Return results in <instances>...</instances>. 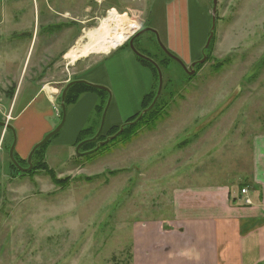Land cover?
I'll list each match as a JSON object with an SVG mask.
<instances>
[{
    "label": "rangeland",
    "instance_id": "obj_1",
    "mask_svg": "<svg viewBox=\"0 0 264 264\" xmlns=\"http://www.w3.org/2000/svg\"><path fill=\"white\" fill-rule=\"evenodd\" d=\"M151 1L0 0L11 23L8 34L22 30L27 38L0 41V122L11 127H0V264H133V230L142 241L149 231L148 238L153 235L155 242L165 235V227L160 232L147 229L152 223L160 227L170 214L171 191L181 186L179 164L196 167L205 177L216 174L218 179L212 177L216 182H231L237 175L234 170L245 168L252 134L264 133V0H217L208 48H202L196 61L183 62L188 72L193 71L191 76L162 53V38L154 29L158 40L150 33L135 39L137 51L157 64L162 89L155 107L137 123L133 121L131 132L108 140L87 156L76 155L75 147L64 145L62 135L53 136L41 161L46 170L27 174L15 167L19 174L11 167L12 143L15 163L22 169L28 167L27 156L37 144L21 157L16 147L17 136L21 142L23 134L13 121L40 83L66 79L50 101L51 109L61 116L62 91L78 81L72 74L79 70L72 66L101 60L126 48L140 30L151 29L155 17L145 12ZM203 5L210 34L212 0H204ZM115 8L126 9L117 13L134 28L127 41L72 64L65 55L59 59L58 52L88 43L84 33L97 28ZM65 13L72 19L63 23L68 26L67 37L66 28L51 31L47 27V23H61ZM5 47H17V52L9 51L14 61H3ZM203 57V63L191 68ZM155 76L146 105L158 90ZM10 87H15L12 98ZM149 89L150 83L146 92ZM117 94L128 112L136 108L137 95L126 103L122 88ZM142 108L136 114L148 107ZM88 125L89 119L84 126ZM201 180L206 182L199 179L198 183ZM144 248L137 264L147 259L153 264L164 261V247Z\"/></svg>",
    "mask_w": 264,
    "mask_h": 264
},
{
    "label": "crops",
    "instance_id": "obj_2",
    "mask_svg": "<svg viewBox=\"0 0 264 264\" xmlns=\"http://www.w3.org/2000/svg\"><path fill=\"white\" fill-rule=\"evenodd\" d=\"M203 4L204 0H152L150 6L145 9V12L154 15L155 24L151 29L161 36L164 47L184 63L196 61L204 47L208 34V19L207 11L204 10L207 8H204ZM6 10L0 5V41L26 40V33L22 30L8 34L12 28L11 23L6 20ZM124 10L126 9H110L116 13L125 12ZM69 17L71 16L65 13L61 23H47V27L51 31L66 28L67 37L68 26L64 25V20ZM70 33L74 39L72 28ZM73 42L74 40L71 46ZM68 49L58 52L59 59L65 55L64 59L72 64L76 61L71 60L73 48L67 52ZM9 51L17 52L18 49L5 47L1 52L4 62L14 61V56ZM72 68L79 71L72 74L77 78H71L92 85H102L110 93L103 133L134 116L143 97L149 92L145 90L149 83L151 87L150 71L141 66L133 53L124 47L98 61H80ZM65 80L57 78L54 82L42 81L14 118L13 123L17 131L23 134L21 142L17 136L16 147L21 157H25L28 148L40 142L60 123L61 118L51 109L50 101L60 86L66 84ZM118 88H122L121 95H124L126 103H130L134 95L138 96L136 108L130 112L128 108H123L117 97ZM46 89H49V92H46ZM100 97L97 93H83L66 109L63 127L56 134V137L63 136L64 145L73 147L82 130L96 127ZM88 119L89 125L85 127ZM249 149V161H246L247 164L242 170H234L237 175L231 182H216L212 180L213 176L199 175L196 167H182L179 164L178 169L181 167V172L177 174V179L181 186L171 191L170 214L165 217V221L159 223L160 227L152 223L147 229L152 232L158 229L160 232L165 227V235L157 237L155 242L153 235L148 238L149 231L142 241L138 231L133 230V264L140 260V250L145 245V251L164 247V261L159 264H264V133L252 134ZM218 178L216 174L213 177ZM199 179H205L206 182L201 180L198 183ZM244 182L247 183L243 188L246 193L241 195L240 185ZM246 200H249L250 204H246ZM141 261L143 264H153L150 259Z\"/></svg>",
    "mask_w": 264,
    "mask_h": 264
},
{
    "label": "trees",
    "instance_id": "obj_3",
    "mask_svg": "<svg viewBox=\"0 0 264 264\" xmlns=\"http://www.w3.org/2000/svg\"><path fill=\"white\" fill-rule=\"evenodd\" d=\"M146 34V33H145ZM150 34H152V33H150ZM144 35V34H143ZM143 35H141V36H139V37H142ZM209 35V34H208ZM152 36H154L153 34H152ZM139 37H137L136 39H139ZM129 43V42H128ZM133 46H134V48H135V50L137 51V47H135V40H134V42H133ZM126 48H128L129 49V47H128V44L126 45ZM130 50V49H129ZM142 50V52L144 51V49H141ZM138 52V51H137ZM163 53V52H162ZM141 54V53H140ZM164 54V53H163ZM141 55H143V54H141ZM143 56H145V55H143ZM134 57H135V60L141 65V66H143V67H145V68H147L149 71H150V73H151V79H152V84H153V74H154V76H155V73H154V71H156V76H155V79L157 78L158 79V74H157V70H156V68L155 67H153V65L152 64H150V63H148V62H146V61H144V60H141V59H139V58H137L135 55H134ZM145 57H147V56H145ZM148 58V57H147ZM150 59V58H149ZM151 60V59H150ZM153 61V60H152ZM154 62V61H153ZM155 63V62H154ZM156 64V63H155ZM156 66H157V64H156ZM158 67V66H157ZM151 68H153L152 69V71H151ZM159 69V68H158ZM160 71V70H159ZM153 72V73H152ZM151 87H152V85H151ZM150 87V90H149V92L143 97V99H142V102H141V106L143 107L142 109L144 110L145 108H147V107H149L150 106V104L152 103V101H153V99H154V97L156 96V92L155 93H153V96H152V98L150 99V103H149V105H146L147 104V99L148 98H150L151 97V95H152V88ZM158 89V88H157ZM14 90H15V87L13 88V87H11L10 88V93H12L11 94V98L13 97V94H14ZM87 92H89V93H97L98 95H99V97H100V99H101V104H100V106L99 107H97V114H98V119H97V125H96V127H94V128H87V129H84V130H82L79 134H78V136H77V139H76V141H75V143H74V145H73V147H76L79 143H81V142H84V141H87L84 145H82L80 148H79V150H78V154H81V155H89V154H92V153H95V152H97V151H99V149L100 148H102V147H104L105 145H107L109 142H113L117 137H121L122 135H127L128 133H130L131 132V129H128V128H130L132 125H129V123H132L133 121H135L136 119H137V117H138V115L142 112V111H140V113L139 114H135L134 116H132L131 118H129L128 120H126L125 121V123L122 125V126H120V127H115V128H112V129H110L107 133H103V130H102V132L99 134V136L98 137H96L94 140H92V138H94L95 137V135H96V133H97V131H98V128H99V124H100V119H101V115H102V113H103V110H104V108H105V105H106V103H107V100H108V98H109V95H108V93H106V92H104V91H99V90H95V89H92L91 87H89V86H87L86 84H75V85H73V86H71L68 90H67V92H66V95H65V99H64V105H65V107H66V109L70 106V105H73L75 102H76V100L78 99V97L81 95V94H83V93H87ZM161 94V93H160ZM160 97V96H159ZM159 99V98H158ZM158 99H157V101H158ZM157 101H156V103H157ZM156 103H155V105H156ZM155 105L153 106V108L155 107ZM152 108V109H153ZM151 109V110H152ZM150 110V111H151ZM62 117V114H61V116H60V118ZM141 120V119H140ZM137 123V122H136ZM120 128H123V130H122V132L121 133H123V134H121V133H119V134H117L118 133V131L120 130ZM132 128V127H131ZM117 134V135H116ZM114 135H116V137H114L112 140H110L108 143H106V144H104L103 146H99V144L100 143H102V142H104V141H106L107 139H109L110 137H113ZM54 136H56V135H54ZM90 140H92V141H90ZM46 145H47V143H45L43 146H41V147H39L34 153H33V155H32V158H31V160L32 159H34V162H32L31 163V165H32V168H31V170L27 173V174H33L34 172H36L37 170H41V169H45V166H43L42 164H41V161H42V159H44V154H45V152H44V148L46 147ZM81 152V153H80ZM86 153H88V154H86ZM13 157H14V160H15V155H14V151H13ZM37 161V162H36ZM9 162H10V165H11V167L12 168H15V166L12 164V162L9 160ZM36 162V163H35ZM17 163V162H16ZM18 164V166H19V163H17ZM15 170H17L16 168H15ZM46 170V169H45ZM17 172L19 173V171L17 170ZM20 174V173H19ZM23 175H25V174H23ZM246 182H244L243 184H241L240 185V187H241V189H243L245 186H246Z\"/></svg>",
    "mask_w": 264,
    "mask_h": 264
},
{
    "label": "water",
    "instance_id": "obj_4",
    "mask_svg": "<svg viewBox=\"0 0 264 264\" xmlns=\"http://www.w3.org/2000/svg\"><path fill=\"white\" fill-rule=\"evenodd\" d=\"M216 5H217V0H212V14H213V16H212V19H211V32H210L209 37L207 38L206 44H205V46H204L205 49L208 48L209 43H210V41H211V38H212V36H213V33H212V32H213L214 27H215L214 13H215V11H216ZM145 33H152V34L155 36L156 40H158V38H157V34H156V32H155L154 30H152V29H150V28H144V29L140 30L136 35H134V37H132V38L130 39V41H129V43H128V47H129L130 51L133 53V55H135L137 58H139V59H141V60H144V61H146V62L152 64L153 67L156 68V70H157V74H158V90H157L156 96H155V98L153 99V101H152V103L150 104V106H149L146 110L142 111L141 115L136 119V121H134L135 123L141 118L142 115L146 114L147 112H149V111L153 108V106L155 105L157 99H158L159 96H160L161 89H162V76H161V72L159 71V69H158V67L156 66V64H155L152 60H150L149 58H147V57L141 55L139 52H137V51L135 50L134 46H133V42H134V40H135L137 37H139V36H141V35H143V34H145ZM160 48H161L162 52H163V53H164L169 59H171V60H173L174 62H176V63H177V64H178V65L184 70V72H185L187 75H190V76H191V75L193 74V71L188 72V69L185 67V65L183 64V62H182L180 59H178L176 56H174L172 53H170V52H169V51H168L163 45H160ZM204 61H205V58L203 57V58H202L201 60H199L198 62L193 63V64L191 65V68H193L196 64H201V63H203ZM75 84H86L87 86L91 87L92 89L99 90V91H104V92L108 93V95H109V99H108V101H107V103H106V106H105V108H104V110H103V113H102V115H101L100 125H99V128H98V131H97L95 137L92 138V140H94L96 137H98L99 134L101 133V131H102V129H103V126H104L105 115H106V112H107L108 107H109V104H110V93H109V91H108L106 88H104V87L97 86V85H92V84L86 83V82H84V81H74V82L68 83V84L66 85V87L64 88V90L62 91V94H61V110H62V117H61L60 123H59V124H58V125L52 130V131H50L49 133H47V134L45 135V137H44L40 142H38L36 145H34V147L31 149V151L29 152V154H28V156H27L28 167H27L26 169H22V168H20V167L18 166V164L15 163V160H14V157H13V151H14V147H15V142L12 143V145H11V147H10V149H9V158H10V161L12 162V164H13L15 167H17V168L19 169V171L24 172V173H27L28 171H30L31 168H32V165H31V158H32L33 153H34L39 147H41L43 144H45L46 142H48V141H49L54 135H56L57 133H59L60 130L62 129L63 124H64V121H65V115H66V113H65V112H66V111H65V106H64V104H63V103H64V99H65V95H66L67 90H68L71 86H73V85H75ZM134 122L129 123V125L134 124ZM0 127H1V128H4V129H8V130L11 129V127H10L8 124L3 123V122H0ZM122 130H123V128H120V130H119V132H118L117 134L121 133ZM117 134H116V135H117ZM116 135H114L113 137H110V138L107 139L106 141L100 143L99 146H103L104 144H106V143L108 142V140L110 141V140H112L114 137H116ZM92 140H90V141H92ZM86 142H87V141L81 142V143H79V144L75 147V153H76V155H81V154H78V150H79V148H80L82 145H84ZM86 154H88V153H86Z\"/></svg>",
    "mask_w": 264,
    "mask_h": 264
},
{
    "label": "bare ground",
    "instance_id": "obj_5",
    "mask_svg": "<svg viewBox=\"0 0 264 264\" xmlns=\"http://www.w3.org/2000/svg\"><path fill=\"white\" fill-rule=\"evenodd\" d=\"M125 19L116 12L110 11L97 28L84 33L83 40L87 39L89 42L82 48H73L71 60L74 61L89 54L106 53L109 51L108 48L113 49L120 45L134 31Z\"/></svg>",
    "mask_w": 264,
    "mask_h": 264
},
{
    "label": "built area",
    "instance_id": "obj_6",
    "mask_svg": "<svg viewBox=\"0 0 264 264\" xmlns=\"http://www.w3.org/2000/svg\"><path fill=\"white\" fill-rule=\"evenodd\" d=\"M130 36V35H129ZM127 37L123 42L127 41L130 37ZM121 45V44H120ZM116 48V47H115ZM246 193V190L245 189H242L241 190V194L244 195ZM246 204H250V201L249 200H246L245 201Z\"/></svg>",
    "mask_w": 264,
    "mask_h": 264
},
{
    "label": "flooded vegetation",
    "instance_id": "obj_7",
    "mask_svg": "<svg viewBox=\"0 0 264 264\" xmlns=\"http://www.w3.org/2000/svg\"><path fill=\"white\" fill-rule=\"evenodd\" d=\"M146 28V27H145ZM165 55V54H164Z\"/></svg>",
    "mask_w": 264,
    "mask_h": 264
}]
</instances>
